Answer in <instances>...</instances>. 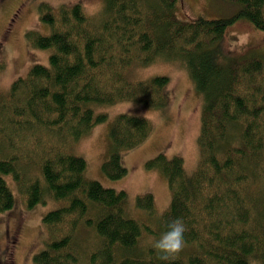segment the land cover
<instances>
[{
    "label": "trees",
    "instance_id": "1",
    "mask_svg": "<svg viewBox=\"0 0 264 264\" xmlns=\"http://www.w3.org/2000/svg\"><path fill=\"white\" fill-rule=\"evenodd\" d=\"M177 1L103 0L97 21L77 3L39 5L49 33L29 30L25 39L50 51L48 63L0 91V212L14 204L5 176L26 208L57 203L42 218L46 248L32 264H166L151 243L176 218L187 229L185 246L170 264H250L253 257L264 264V55L221 49L237 21L264 32V0H229L235 14L190 20L175 18ZM157 59L181 62L200 98L199 159L190 174L180 156L149 159L145 167L165 177L169 203L159 215L146 192L134 199L136 216L127 215L126 193L86 179V162L70 147L106 119L93 105L166 108L167 76H130ZM150 131L145 117L117 114L103 174L124 177L119 152Z\"/></svg>",
    "mask_w": 264,
    "mask_h": 264
},
{
    "label": "rangeland",
    "instance_id": "2",
    "mask_svg": "<svg viewBox=\"0 0 264 264\" xmlns=\"http://www.w3.org/2000/svg\"><path fill=\"white\" fill-rule=\"evenodd\" d=\"M41 3L52 7L77 3L91 20L97 21L103 0H0V60L4 63L0 71V91H6L11 82L24 76L33 64L48 63L50 51L33 48L25 39L29 30L49 33L48 25L39 18ZM237 10L238 5L229 0H178L174 16L179 20H190L198 15L208 19L224 18ZM221 41V49L226 54L251 51L264 55V32L256 30L246 21L240 20L229 26ZM154 75H165L169 79L164 89L168 97L166 108L152 109L133 101L93 105L94 112L105 113L106 119L70 147L72 154L85 160L86 179L126 193L127 215L137 214L133 211L134 199L146 192L153 195L154 209L159 215L169 203L170 192L165 177L159 171L145 167L149 159L157 154L167 158L180 156L188 174L194 170L199 159L200 98L188 73L178 60L160 59L130 71L134 81ZM129 105L132 107L129 108ZM117 114L145 117L150 122L151 131L140 145L119 152L120 162L127 172L124 177L111 180L103 174L101 163L108 158L112 148L108 132ZM5 179L12 191L14 204L10 210L0 212V264H32L33 255L46 248L47 232L42 218L57 203L49 199L28 209L11 177L5 176ZM250 264L260 262L253 257Z\"/></svg>",
    "mask_w": 264,
    "mask_h": 264
},
{
    "label": "clouds",
    "instance_id": "3",
    "mask_svg": "<svg viewBox=\"0 0 264 264\" xmlns=\"http://www.w3.org/2000/svg\"><path fill=\"white\" fill-rule=\"evenodd\" d=\"M130 107L132 105H129ZM186 230L182 219L176 218L168 224V231L163 233L159 239L152 241L151 246L156 251L159 260L170 264L171 261L179 258L185 246L184 233Z\"/></svg>",
    "mask_w": 264,
    "mask_h": 264
}]
</instances>
